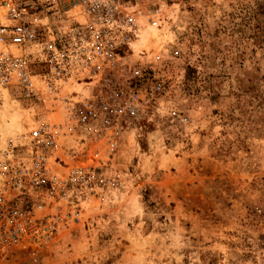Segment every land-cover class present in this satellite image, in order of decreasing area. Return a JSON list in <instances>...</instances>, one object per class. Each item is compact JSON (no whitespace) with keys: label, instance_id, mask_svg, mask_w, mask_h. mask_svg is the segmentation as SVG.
<instances>
[{"label":"rangeland","instance_id":"1","mask_svg":"<svg viewBox=\"0 0 264 264\" xmlns=\"http://www.w3.org/2000/svg\"><path fill=\"white\" fill-rule=\"evenodd\" d=\"M147 4L166 26L130 54L151 51L162 89H142L139 125L62 141L76 146L65 161L115 186L65 213L49 248L7 264H264V0ZM12 100L0 101L1 136L28 117Z\"/></svg>","mask_w":264,"mask_h":264},{"label":"built area","instance_id":"2","mask_svg":"<svg viewBox=\"0 0 264 264\" xmlns=\"http://www.w3.org/2000/svg\"><path fill=\"white\" fill-rule=\"evenodd\" d=\"M165 26L147 0H0V101L28 115L0 135V264L49 248L65 213L77 218L90 196L115 186L104 169L65 161L76 146L62 141L84 146L140 124L142 89L155 95L163 84L144 63L151 51L135 61L130 52Z\"/></svg>","mask_w":264,"mask_h":264},{"label":"bare ground","instance_id":"3","mask_svg":"<svg viewBox=\"0 0 264 264\" xmlns=\"http://www.w3.org/2000/svg\"><path fill=\"white\" fill-rule=\"evenodd\" d=\"M25 249H27V248H25Z\"/></svg>","mask_w":264,"mask_h":264}]
</instances>
